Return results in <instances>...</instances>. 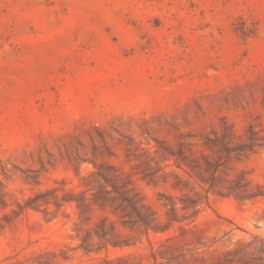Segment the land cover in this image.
Returning <instances> with one entry per match:
<instances>
[{"label":"rangeland","instance_id":"1","mask_svg":"<svg viewBox=\"0 0 264 264\" xmlns=\"http://www.w3.org/2000/svg\"><path fill=\"white\" fill-rule=\"evenodd\" d=\"M225 123L264 135V0H0V264H264L222 181L264 190V144L217 192L175 164Z\"/></svg>","mask_w":264,"mask_h":264},{"label":"trees","instance_id":"2","mask_svg":"<svg viewBox=\"0 0 264 264\" xmlns=\"http://www.w3.org/2000/svg\"><path fill=\"white\" fill-rule=\"evenodd\" d=\"M216 146H219L218 149V160L217 165L213 161L209 160L207 155H203L205 164L198 157H193L188 159V155L185 154L182 148L179 149L175 157V164L182 168V164H186L195 174H199L202 170L209 171L211 176L209 179H203L204 182L209 183L207 191L217 192V187H221V183H216L217 170L223 162L236 157L240 159L249 152L254 151L256 145L264 144V135L260 133L259 130L255 128L254 124H250L245 134L238 135L232 126L228 123H225L224 129L221 130L220 135H217L215 139L212 140ZM195 153V152H193ZM222 181L227 182V188H229V194H233L238 200L243 201L248 198L257 197L259 195H264V190L262 185H258L256 189H253L250 183V180L245 177L242 173L238 174L235 178L222 179ZM113 190L118 192L116 185H113ZM140 220L148 222V217L146 214L137 213Z\"/></svg>","mask_w":264,"mask_h":264}]
</instances>
